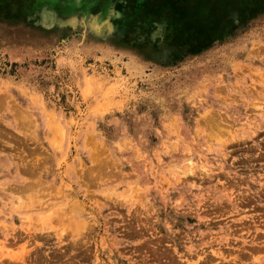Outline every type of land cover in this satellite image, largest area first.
<instances>
[{
	"label": "rangeland",
	"instance_id": "obj_1",
	"mask_svg": "<svg viewBox=\"0 0 264 264\" xmlns=\"http://www.w3.org/2000/svg\"><path fill=\"white\" fill-rule=\"evenodd\" d=\"M0 264H264V0H0Z\"/></svg>",
	"mask_w": 264,
	"mask_h": 264
}]
</instances>
